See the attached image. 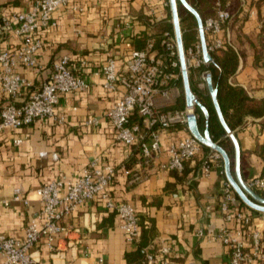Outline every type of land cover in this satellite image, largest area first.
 <instances>
[{
	"label": "crops",
	"instance_id": "1",
	"mask_svg": "<svg viewBox=\"0 0 264 264\" xmlns=\"http://www.w3.org/2000/svg\"><path fill=\"white\" fill-rule=\"evenodd\" d=\"M32 3L33 0H0V11L3 14L28 11ZM76 3L84 7L83 13L70 8L58 9L52 14L56 27L35 34L42 41L37 54L39 69L19 67L16 73L31 81L36 90L51 75L52 63L68 55L71 71L85 79L89 89L60 95L54 112L64 118L61 124L53 119L36 120L15 132H0V239L24 237L29 220L41 210L36 196L40 186L57 180L75 181L91 160L98 159L100 164L115 168L110 187L114 199L130 203L140 223L151 221L153 238L142 234L136 244H127L117 215L107 211L102 202L89 201L64 221L71 231L57 238L54 250L44 242L34 247L31 254L39 264H142L137 250L141 248L144 252L155 240L170 246L171 264H228L227 249L218 239L210 238L224 225L219 212L224 177L214 170L209 176L196 179L202 157L210 151L203 149L202 155L189 163L191 170L186 183L180 184L172 172L161 170L159 165L168 160V146L186 137L188 132L182 127L163 131L160 156L142 169L145 179L131 186L123 170L124 167L136 169L137 148L117 142L114 129L105 118L106 111L121 97L124 88L119 86L114 93L106 92L102 88V76L97 72L109 55L114 57L117 70L122 71L134 48L131 37L143 32L155 33L143 23H150L147 9L154 1L76 0ZM250 8L255 10L256 16H247L249 21L242 28L245 34L254 33V23L258 21L257 10ZM261 10L264 12V5ZM163 17L159 23H169L168 11L163 12ZM127 18L131 20L132 29L123 35V21ZM232 38L235 39L233 32ZM236 44L244 57L232 78L233 84L243 87L254 98H264V71L253 66V51L248 44L237 41ZM19 45V39L11 34L0 37V52L14 53ZM30 92L25 91L15 100V105L23 104ZM8 103L10 100L0 93V112ZM89 118H97L98 125L85 127ZM236 137L244 181L264 176L263 127L251 123ZM257 194L261 196L260 191ZM16 196L20 200L14 202ZM232 208L250 212L238 203ZM251 215L253 226L264 234V213ZM199 230L207 237L198 238Z\"/></svg>",
	"mask_w": 264,
	"mask_h": 264
},
{
	"label": "built area",
	"instance_id": "2",
	"mask_svg": "<svg viewBox=\"0 0 264 264\" xmlns=\"http://www.w3.org/2000/svg\"><path fill=\"white\" fill-rule=\"evenodd\" d=\"M153 1L147 9L151 25L164 19L163 12H169L168 0ZM243 5L249 18L256 16L255 10L248 7V2H243ZM69 8L76 13L84 12V7L78 5L76 0H33L28 11L10 14L0 11V37L11 34L20 41L19 48L14 53L0 52V93L10 100L0 112V132H15L36 120L53 119L61 124L64 118L56 116L54 112L60 95L83 93L89 89V83L71 71L68 55H62L52 63L51 75L36 90H33L31 81L16 73L19 67L39 69L37 54L42 48V41L35 34L55 28L56 21L52 14L58 9ZM231 18L230 6L226 4L223 7L220 0H216L214 16L202 21L207 51L211 56L209 62L203 61L198 32L194 43L186 48L183 46L190 84V72L198 74L192 81L196 92L192 91L195 98L191 107L186 106L183 90L180 92L178 88L182 82L173 30H165L160 34L158 47L156 38L149 37L142 49L132 48L128 64L122 71L117 70L114 57L109 55L97 72L102 76V88L106 92L114 93L119 86L124 88L121 97L106 111L105 118L113 127L117 142L137 148L136 169L124 167L123 170L128 185L142 182L146 177L142 169L149 167L160 156L161 132L175 127H182L188 132V117L194 115L198 120L194 109L202 106L199 95L209 96L206 84L208 79L214 86L211 71V66L215 64L213 55L233 47L229 30ZM123 22V35L129 34L132 29L131 20L127 18ZM169 22L171 23V19ZM257 23L260 28L261 24ZM229 82L233 83L232 79ZM27 90H31L27 100L19 106L15 105V100ZM181 98L184 108L177 109ZM249 124L251 123L246 127ZM84 125L87 128L96 127L98 119L89 118ZM203 148L188 132L186 137L168 146V160L160 164L159 168L166 172L180 173L185 162H191L202 155ZM220 162L221 157L215 152L204 155L196 179L207 177L214 170L219 171ZM219 173L224 177L223 170ZM114 177L113 166L100 164L98 159H93L81 171L77 180H57L40 186L36 190V196L41 210L29 220L24 237L0 239L2 264H39L31 254L34 247L44 242L50 250H54L57 238L71 231V227L64 221L84 203L94 200L102 202L107 211L114 212L120 219L119 228L125 242L129 245L136 244L141 236L139 219L130 203L118 202L111 194L110 187ZM246 185L252 190L264 192V176L253 177ZM19 200V196L13 198L14 202ZM236 203L237 197L224 178L219 204L224 225L217 235L210 238L218 239L227 249L228 264H263L264 234L253 226L250 212L232 208ZM4 205L7 206L8 203ZM196 236L207 237L201 230L196 232ZM144 254L145 264H171L168 259L170 246L163 241H153Z\"/></svg>",
	"mask_w": 264,
	"mask_h": 264
},
{
	"label": "trees",
	"instance_id": "3",
	"mask_svg": "<svg viewBox=\"0 0 264 264\" xmlns=\"http://www.w3.org/2000/svg\"><path fill=\"white\" fill-rule=\"evenodd\" d=\"M186 2L194 8L202 21L208 17H213L215 14V2L216 0H186ZM222 6L226 4L230 6L232 12V18L229 23V30L231 32V41L233 44L232 48H229L227 51H224L220 54L213 55L215 64L211 66V71L213 74V83L214 87L217 88V100L223 115L224 121L229 127V129L237 135L238 132L243 131L246 125L250 123H257L261 127H264V98H254L250 96L248 91L243 87L229 82L236 74L240 60L243 59L244 53L240 50L237 43L248 44L253 50V66L260 68L264 71V12L261 10V7L264 5V0H220ZM243 2H248V7H254L257 10L258 22L261 24V27L257 33V39L255 42H245L242 37H239L243 22L247 19V12L243 15L245 6ZM237 4L238 8L234 11L233 4ZM177 11L180 23V29L182 33L183 46L186 48L196 40L197 36V25L195 18L190 14L180 3H177ZM168 19L170 20V14L168 12ZM150 29L155 30V33L150 35L145 32L139 33L132 36V42L134 48L142 49L145 45V42L149 37H154L157 40V47L159 42L160 34L165 30H172L171 23L163 24H154L151 25L148 21L143 22ZM162 23V22H161ZM160 29V30H158ZM145 31V30H144ZM232 32L234 33L235 39L232 38ZM264 80V76H263ZM207 101L200 99L199 100L204 106L209 114V119L207 123L205 119L198 117V127L202 133L207 127L209 134L214 142H217L228 154L231 160V167L233 169V157L234 149L231 141L225 137V132L221 127L216 113L214 111L213 105L211 103L210 97L207 96ZM177 109L184 108V101L181 98L178 101L176 106ZM199 109V108H198ZM200 110V109H199ZM201 111V110H200ZM206 152L207 148H203ZM189 163H184V168L182 172H172V175L180 184L186 183L187 173L191 170L189 168ZM221 167L219 171H222V162H220ZM197 166H193L192 172L194 171L193 176L196 174ZM188 184V183H187ZM259 193V191H257ZM260 195L264 198V192H260ZM237 203L239 207L247 208L243 203L237 198ZM249 209V208H247ZM251 213H257L249 209ZM140 223V222H139ZM141 235H147L153 238V225L151 221L144 220L140 223ZM138 257H140L141 263L145 264V254L141 248L137 250Z\"/></svg>",
	"mask_w": 264,
	"mask_h": 264
},
{
	"label": "water",
	"instance_id": "4",
	"mask_svg": "<svg viewBox=\"0 0 264 264\" xmlns=\"http://www.w3.org/2000/svg\"><path fill=\"white\" fill-rule=\"evenodd\" d=\"M169 3V13L171 19L172 30L176 42L178 59L180 64V74L182 82L183 96L185 99V104L187 107H191L193 100L195 98L189 83L188 73L185 65L184 51H183V41L182 33L180 29L177 3H180L190 14L193 15L197 25L198 38L202 51V58L205 63L209 62L211 56L207 51L205 34L203 30V22L197 11L192 8L186 0H168ZM207 90L211 103L213 105L214 111L216 113L217 119L225 132V137L228 138L234 149L233 157V169L231 167V160L227 152L217 143L214 142L209 134L207 127L201 133L198 127L197 119L194 115H190L187 120L188 132L205 148L210 152H215L220 155L223 163V174L225 180L231 186L234 194L243 203L247 208L252 211L264 213V198L259 196L257 192L252 190L246 185L244 181L241 170H240V146L237 140L236 135L229 129L227 124L224 121L223 115L221 113L218 100H217V88L213 86L212 81L208 79L206 81ZM204 115V119L207 123L209 119V114L207 109L204 106L199 108Z\"/></svg>",
	"mask_w": 264,
	"mask_h": 264
},
{
	"label": "rangeland",
	"instance_id": "5",
	"mask_svg": "<svg viewBox=\"0 0 264 264\" xmlns=\"http://www.w3.org/2000/svg\"><path fill=\"white\" fill-rule=\"evenodd\" d=\"M233 6H234V11H236L237 10V8H238V5L235 3V4H233ZM243 13V15L245 14V11L244 12H242ZM246 21H249L248 19H246L244 22H243V26H244V23L246 22ZM258 22V21H257ZM256 21H255V31H254V33H251V32H249L248 34H245V33H243L242 32V30H241V33L239 34L240 36L239 37H242V39L245 41V42H247V41H249V42H255L256 41V39H257V33H258V30H259V28H258V26H257V23ZM243 28V27H242ZM158 30H160V29H158ZM235 36H236V34H235ZM195 42V41H194ZM253 51V50H252ZM253 54V53H252ZM198 77V74L195 72V71H191L190 72V81H191V89H192V91L193 92H196V88H195V85L193 84V80L194 79H196ZM178 88H179V90H180V92H182V84L181 83H179V85H178ZM200 96V99H202V100H205V102H208L209 103V101H207L208 99H207V95L206 96H201V95H199ZM194 113H195V115L196 116H198V117H200L201 118V120L202 119H204V115H203V113L198 109V108H195L194 109Z\"/></svg>",
	"mask_w": 264,
	"mask_h": 264
}]
</instances>
